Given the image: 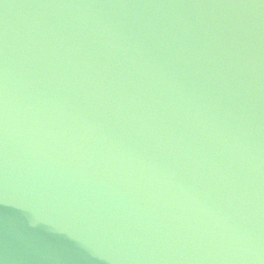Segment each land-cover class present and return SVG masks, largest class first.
<instances>
[{
	"label": "water",
	"instance_id": "obj_1",
	"mask_svg": "<svg viewBox=\"0 0 264 264\" xmlns=\"http://www.w3.org/2000/svg\"><path fill=\"white\" fill-rule=\"evenodd\" d=\"M264 258V0H0V264Z\"/></svg>",
	"mask_w": 264,
	"mask_h": 264
},
{
	"label": "clouds",
	"instance_id": "obj_2",
	"mask_svg": "<svg viewBox=\"0 0 264 264\" xmlns=\"http://www.w3.org/2000/svg\"><path fill=\"white\" fill-rule=\"evenodd\" d=\"M252 264H264V258H262L258 253L252 257Z\"/></svg>",
	"mask_w": 264,
	"mask_h": 264
}]
</instances>
